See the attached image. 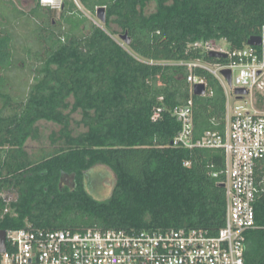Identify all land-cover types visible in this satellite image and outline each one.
<instances>
[{"label":"trees","instance_id":"16d2710c","mask_svg":"<svg viewBox=\"0 0 264 264\" xmlns=\"http://www.w3.org/2000/svg\"><path fill=\"white\" fill-rule=\"evenodd\" d=\"M77 4L92 14L105 7V29ZM56 15L38 1L23 11L0 0V194L15 195L7 213L0 197V229H200L215 236L226 215L223 151L173 145L180 124L171 112L191 107L194 139L223 132L225 94L208 72L179 63L225 64L203 44L225 41L238 49L259 36L264 0H61ZM110 23L128 45L110 36ZM23 33L30 39L20 41ZM189 73L205 81L204 96L192 94ZM70 106L86 128L78 136L63 114ZM42 119L61 126L52 138L63 146L32 162L24 144L38 137ZM96 165L115 176L105 201L86 189ZM62 176L73 177L72 190L59 189ZM254 207L256 224L264 226V194ZM244 264H264L262 230L247 232Z\"/></svg>","mask_w":264,"mask_h":264},{"label":"built area","instance_id":"2783aa9c","mask_svg":"<svg viewBox=\"0 0 264 264\" xmlns=\"http://www.w3.org/2000/svg\"><path fill=\"white\" fill-rule=\"evenodd\" d=\"M8 1V0H3ZM41 6L60 9L61 0H37ZM261 45L229 49L210 40L204 51L225 54V64L200 60L179 63L189 71L202 69L215 77L225 94L224 130L207 131L194 139L192 111L189 105L176 106L172 116L180 131L173 145L185 148L220 149L224 154L222 175L225 192V224L215 236L200 229L127 233L118 229L48 231L8 229L4 231V250L0 264H244L246 234L262 230L255 221V203L264 194V26ZM222 70H229L228 84ZM192 92L196 84L206 83L189 73ZM243 89L246 94H235ZM160 109L153 114L158 117ZM185 165H188L186 162ZM214 177L217 174H213ZM12 191H2L7 203L15 199Z\"/></svg>","mask_w":264,"mask_h":264},{"label":"rangeland","instance_id":"374dc122","mask_svg":"<svg viewBox=\"0 0 264 264\" xmlns=\"http://www.w3.org/2000/svg\"><path fill=\"white\" fill-rule=\"evenodd\" d=\"M12 2L16 5V7L21 8L23 11H29L30 8H32L37 0H12ZM79 9L83 12V14L86 16V18L91 21L95 26H100L101 28H104V25L100 23L95 14H92L86 10H84L79 4H77ZM155 9V3L152 2L149 6L147 12H153ZM56 16L55 19H58V12L59 9H56ZM109 30L113 31L115 34L110 36L113 37L117 42L124 44V42L119 38L120 35H123L124 33L121 32V30L113 23L109 24ZM21 32V30H18ZM23 32V31H22ZM109 32V31H108ZM28 34L22 35L20 38V41L26 39H30ZM19 41V40H18ZM19 41V42H20ZM18 42V43H19ZM215 45L218 47L226 48L225 41H214ZM21 56L25 58L27 62L31 61V58L26 56L23 52H20ZM19 66L22 67L23 63L20 62ZM19 84V83H18ZM70 104H72L73 100L70 98L68 100ZM2 106V102L0 101V108ZM64 115H69L70 117V130L73 136H78L79 134H82L86 131V128L81 124V112H73L71 111V106L63 111ZM35 127L37 128V135L38 137L36 139H27L24 144V150L28 154V158L32 162L40 161L42 158L51 155L54 151L59 149L63 146V142L59 140L58 138L53 139V134L57 133L61 126L58 123H55L53 121L49 120H39L35 123ZM86 189L91 197H93L95 200L98 201H105L107 200L112 192L114 183H115V176L112 173V171L103 166V165H96L93 167L89 172H87L86 175ZM73 177L71 176H62L60 183H59V189H67L72 190L74 188L73 184ZM13 194V192L11 193Z\"/></svg>","mask_w":264,"mask_h":264},{"label":"water","instance_id":"95a60500","mask_svg":"<svg viewBox=\"0 0 264 264\" xmlns=\"http://www.w3.org/2000/svg\"><path fill=\"white\" fill-rule=\"evenodd\" d=\"M95 15L97 20L104 24L106 21L105 18V7H98L96 8ZM119 38L124 42V44L128 45L129 44V39L126 34L120 35ZM246 44L249 46H259L261 45V39L259 36H252L248 38L246 41ZM210 58H217V59H225L226 55L217 53V52H210L208 54ZM221 74L224 76L226 79L227 83H231V73L229 70H222ZM192 94L194 96H204L206 94V89L204 84H196L193 86L192 89ZM235 94L241 95V94H246V91L243 89H236ZM220 187L223 188V184H220ZM4 250V231H0V251Z\"/></svg>","mask_w":264,"mask_h":264}]
</instances>
